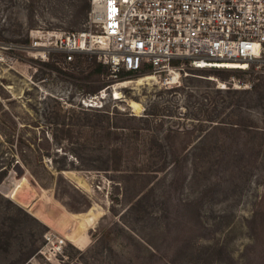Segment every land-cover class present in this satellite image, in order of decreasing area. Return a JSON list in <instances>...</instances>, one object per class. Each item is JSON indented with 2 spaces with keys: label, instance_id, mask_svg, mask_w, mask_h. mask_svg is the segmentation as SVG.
I'll list each match as a JSON object with an SVG mask.
<instances>
[{
  "label": "rangeland",
  "instance_id": "obj_1",
  "mask_svg": "<svg viewBox=\"0 0 264 264\" xmlns=\"http://www.w3.org/2000/svg\"><path fill=\"white\" fill-rule=\"evenodd\" d=\"M90 11L0 0V42L25 46L0 56V264H264V66L112 82L97 56L54 50ZM18 183L59 221L102 213L72 242L11 197Z\"/></svg>",
  "mask_w": 264,
  "mask_h": 264
},
{
  "label": "built area",
  "instance_id": "obj_2",
  "mask_svg": "<svg viewBox=\"0 0 264 264\" xmlns=\"http://www.w3.org/2000/svg\"><path fill=\"white\" fill-rule=\"evenodd\" d=\"M99 5L91 0L89 28L59 36L54 50L66 52L71 63L77 55L97 56L110 67L112 80L123 72L180 73L186 63L242 71L264 66V0H100ZM16 49L25 46L0 42L2 57ZM105 92L84 105L103 107Z\"/></svg>",
  "mask_w": 264,
  "mask_h": 264
},
{
  "label": "bare ground",
  "instance_id": "obj_3",
  "mask_svg": "<svg viewBox=\"0 0 264 264\" xmlns=\"http://www.w3.org/2000/svg\"><path fill=\"white\" fill-rule=\"evenodd\" d=\"M96 1H97V4L99 5L100 0H96ZM98 11H100V9H98ZM210 66H212V65H210ZM241 68H247V66H242ZM173 73H174V76L172 77V79L174 80V82H177V79L179 78L180 73L177 72V71H175ZM145 77L147 79L153 80L155 78V75H145ZM116 88H118V87H116ZM114 98L120 100V99H123V96L121 95V93H117L114 96ZM128 105L136 113H140L142 111V109H143L141 103H139V102H137L135 100L128 101ZM20 189H21V184L18 183L16 189L12 192L11 197L13 199L17 200L20 204L24 205L27 208V210L30 211V213L36 214L41 219L43 218L45 220H48L50 225H53L57 229L62 231L65 234V236L68 237L72 242H77L80 239H82L84 234L87 232V230L89 228H92L95 225V223L97 222L98 217L102 213L100 208H99V210H98L99 212L98 213L94 209H90L87 213H85L83 215H80V214H71V215H69V214H67V215L63 216L62 214H64V213L61 210H59V209L57 210V207H56V212H58L59 215L61 213L60 216H62V217H60V221H59V219H58L59 216H57V214L50 213L52 215H47V213L45 211H43L41 208L36 206L34 201H32L33 200L32 197L31 198L29 197V200L28 199H23V198L19 199L18 198V194L21 191ZM20 195H22V194H20ZM18 202H16V203H18ZM68 225H70V226H68Z\"/></svg>",
  "mask_w": 264,
  "mask_h": 264
},
{
  "label": "trees",
  "instance_id": "obj_4",
  "mask_svg": "<svg viewBox=\"0 0 264 264\" xmlns=\"http://www.w3.org/2000/svg\"><path fill=\"white\" fill-rule=\"evenodd\" d=\"M83 56H89V55H83ZM94 61V63L93 64H96V66H97V68L98 69H100V71H104V72H106V74H108V75H110L111 74V70H110V67L109 66H107V65H105V64H103V63H101V62H96V60H93ZM73 63V62H72ZM71 63V64H72ZM110 81H112L113 82V80H110ZM110 84H112V83H105L104 85H102V86H99V87H97V88H91V90H89L90 92V94L91 95H93V93H95L97 90H100V89H102V88H104V87H106V86H109Z\"/></svg>",
  "mask_w": 264,
  "mask_h": 264
},
{
  "label": "water",
  "instance_id": "obj_5",
  "mask_svg": "<svg viewBox=\"0 0 264 264\" xmlns=\"http://www.w3.org/2000/svg\"><path fill=\"white\" fill-rule=\"evenodd\" d=\"M25 186H23V188H24Z\"/></svg>",
  "mask_w": 264,
  "mask_h": 264
}]
</instances>
